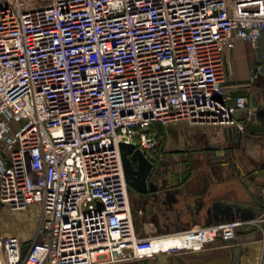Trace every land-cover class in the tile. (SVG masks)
Here are the masks:
<instances>
[{"label": "built area", "instance_id": "built-area-1", "mask_svg": "<svg viewBox=\"0 0 264 264\" xmlns=\"http://www.w3.org/2000/svg\"><path fill=\"white\" fill-rule=\"evenodd\" d=\"M263 37L264 0H0V207L41 210L33 240L0 232V264H125L240 244L236 229L264 213L140 237L120 144L159 169L162 129L243 135L254 111L226 89L225 57L238 42L260 52Z\"/></svg>", "mask_w": 264, "mask_h": 264}, {"label": "crops", "instance_id": "crops-1", "mask_svg": "<svg viewBox=\"0 0 264 264\" xmlns=\"http://www.w3.org/2000/svg\"><path fill=\"white\" fill-rule=\"evenodd\" d=\"M260 47V52H255L251 44L238 42L225 57L226 89L235 96L249 98L252 108L257 110L258 125L264 123V37ZM256 70L259 73L253 78L252 72ZM243 113H238V117H243ZM222 129L180 124L161 130L164 148L198 147L207 152L212 148L213 153L197 159L188 157L178 169L162 166L157 170L162 172L157 190L145 194L136 191L131 196L140 237L175 234L208 227L241 214L257 217L264 213L260 193L264 189V135L247 128L240 143L225 136ZM164 160H168L167 156ZM193 164H202L206 170L195 172ZM227 202L241 204L242 211L236 214L232 208L227 215L224 211L216 214L215 205ZM241 230L238 245L226 246L219 239L200 252L162 254L155 259L125 264H231L236 249L241 250L237 264H264V219ZM2 231L4 235L16 236L5 229Z\"/></svg>", "mask_w": 264, "mask_h": 264}, {"label": "water", "instance_id": "water-1", "mask_svg": "<svg viewBox=\"0 0 264 264\" xmlns=\"http://www.w3.org/2000/svg\"><path fill=\"white\" fill-rule=\"evenodd\" d=\"M254 113L251 115V123L248 126V129L250 132H256L261 133L264 135V123L261 125L256 124V109L253 108ZM244 114V113H243ZM238 115V114H237ZM245 115V114H244ZM243 115V117H244ZM239 117L238 118H243ZM222 132L225 136H229L232 139L242 143V135L239 133V131L236 129V127H226L222 129ZM120 151L122 155V161H123V167L125 172L126 181L129 184V186L141 193L145 194L149 190L155 191L158 189V183L157 179L152 176V173L154 171V164L147 159L145 154L136 148L134 144H128V143H121L120 144ZM160 167L168 165V160H162L159 163ZM234 209V212L238 214L240 211H242L241 204H235L227 202L225 204H217L215 205V211L216 214H220L222 211H224V214H229V211L231 209ZM240 249H236L234 253V260L231 264H237L238 262V256L240 253Z\"/></svg>", "mask_w": 264, "mask_h": 264}, {"label": "rangeland", "instance_id": "rangeland-1", "mask_svg": "<svg viewBox=\"0 0 264 264\" xmlns=\"http://www.w3.org/2000/svg\"><path fill=\"white\" fill-rule=\"evenodd\" d=\"M211 126L212 125H207L208 128H214V126ZM172 146L173 145H171L170 148L168 147L169 149L166 147L164 153V156H167L168 159V165L166 167L170 165V170L173 166L175 169H178V167L183 166V164H185L188 160V157L192 159H197L198 157H204L208 153H213L212 148L210 149V152H207V150L204 149L200 150L198 147H194L192 149L174 148V150H170ZM176 157L178 158L175 160ZM192 170L195 172H201L206 169H204L202 164H193ZM135 192L136 191H134L133 189H130L131 196L136 194ZM40 215L41 210L38 207H31L27 210L16 212H11L7 209L0 207V232H3L2 230L5 229L6 231L13 232L14 235L18 236L21 240L26 239V242L31 241L37 234V219ZM141 215L142 214H140V216ZM248 224L252 225L253 223H247L243 226H247ZM243 226H240L236 229L237 233L242 232L241 229Z\"/></svg>", "mask_w": 264, "mask_h": 264}, {"label": "flooded vegetation", "instance_id": "flooded-vegetation-1", "mask_svg": "<svg viewBox=\"0 0 264 264\" xmlns=\"http://www.w3.org/2000/svg\"><path fill=\"white\" fill-rule=\"evenodd\" d=\"M159 169H161V168H159ZM158 169H154V171H153V173H152V176L151 177H155L156 179H157V183H158V181H159V177L162 175V172H160V171H157Z\"/></svg>", "mask_w": 264, "mask_h": 264}, {"label": "bare ground", "instance_id": "bare-ground-1", "mask_svg": "<svg viewBox=\"0 0 264 264\" xmlns=\"http://www.w3.org/2000/svg\"><path fill=\"white\" fill-rule=\"evenodd\" d=\"M168 244H170V243H168Z\"/></svg>", "mask_w": 264, "mask_h": 264}]
</instances>
